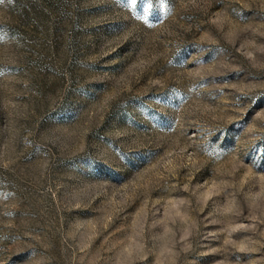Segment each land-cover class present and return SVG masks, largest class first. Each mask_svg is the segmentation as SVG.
Wrapping results in <instances>:
<instances>
[{
  "label": "rangeland",
  "instance_id": "374dc122",
  "mask_svg": "<svg viewBox=\"0 0 264 264\" xmlns=\"http://www.w3.org/2000/svg\"><path fill=\"white\" fill-rule=\"evenodd\" d=\"M0 264H264V0H0Z\"/></svg>",
  "mask_w": 264,
  "mask_h": 264
}]
</instances>
